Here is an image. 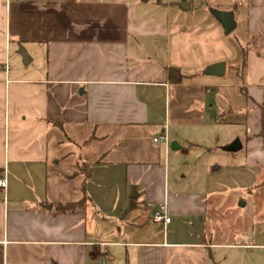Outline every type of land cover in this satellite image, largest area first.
I'll return each mask as SVG.
<instances>
[{
    "label": "crops",
    "instance_id": "1",
    "mask_svg": "<svg viewBox=\"0 0 264 264\" xmlns=\"http://www.w3.org/2000/svg\"><path fill=\"white\" fill-rule=\"evenodd\" d=\"M111 4L113 33L99 31L106 18L96 11H65L54 43L59 3L0 0V264H208L213 250L235 246L214 242L204 221L217 196L200 187L209 180L177 187L174 179L170 188L169 144L153 135L166 137L172 116L180 121L188 90L237 89L246 165L264 166V0ZM149 4L151 16L142 12ZM210 8L233 13L229 35ZM219 62L222 77L203 74ZM170 148L189 154L180 141ZM81 165L86 173L73 176ZM81 200L80 212H55ZM161 204L167 225L152 222Z\"/></svg>",
    "mask_w": 264,
    "mask_h": 264
},
{
    "label": "rangeland",
    "instance_id": "2",
    "mask_svg": "<svg viewBox=\"0 0 264 264\" xmlns=\"http://www.w3.org/2000/svg\"><path fill=\"white\" fill-rule=\"evenodd\" d=\"M53 1L60 4L58 9H63L53 13L54 43L62 40V37L58 39L54 35V31L59 26H65L61 23L65 20V11H73L79 16L84 11L97 12L106 18V23L99 25L100 32L113 33L116 28L109 20L117 16L119 10L111 4V0ZM93 3H102V6L94 7ZM146 11L150 16L155 12L151 4L142 12ZM93 50L98 51L99 48L91 47ZM184 96L188 100L180 121L172 116L166 122L170 188L174 179L178 182L177 187L192 181L197 185L201 179H208L207 186L200 184V187L207 194L217 195L211 201L204 221L215 230L214 242L235 246L213 250L208 255V264H264V166L247 167L245 162V100L237 89L219 90L207 96L194 89L185 92ZM212 110L215 111L213 118L210 117ZM194 111H199L200 115ZM161 135L157 131L153 136L159 138ZM235 139L242 142L243 148L235 153L224 152L222 148L225 144ZM173 140L184 144L189 150L188 156L171 150ZM207 165L218 168L207 174ZM247 244L250 246H244Z\"/></svg>",
    "mask_w": 264,
    "mask_h": 264
},
{
    "label": "water",
    "instance_id": "3",
    "mask_svg": "<svg viewBox=\"0 0 264 264\" xmlns=\"http://www.w3.org/2000/svg\"><path fill=\"white\" fill-rule=\"evenodd\" d=\"M210 15L218 22L221 26L223 34L229 35L235 29V21L233 18V13L218 11L214 9H208ZM18 54L21 56L23 64H26L29 60L25 51L19 47ZM225 64L223 62L212 64L205 68L203 71L204 75L213 77H222L224 74ZM210 117H214V111H210ZM241 149V143L238 139H235L232 143L222 148L224 152L235 153ZM50 207L48 206V209Z\"/></svg>",
    "mask_w": 264,
    "mask_h": 264
},
{
    "label": "built area",
    "instance_id": "4",
    "mask_svg": "<svg viewBox=\"0 0 264 264\" xmlns=\"http://www.w3.org/2000/svg\"><path fill=\"white\" fill-rule=\"evenodd\" d=\"M153 142L155 143L162 142L166 144L167 138L165 136H160L159 138L153 139ZM6 189H7V173L5 170H1L0 171V190L4 192V198H3L4 203H6ZM152 222L155 224L161 223L163 225H167L170 222L167 206L165 204L158 205V207L153 213Z\"/></svg>",
    "mask_w": 264,
    "mask_h": 264
},
{
    "label": "trees",
    "instance_id": "5",
    "mask_svg": "<svg viewBox=\"0 0 264 264\" xmlns=\"http://www.w3.org/2000/svg\"><path fill=\"white\" fill-rule=\"evenodd\" d=\"M174 71H177V69H172L171 68L169 70V72L171 74L174 73ZM258 136L263 140V143H264V110L263 109H261L260 132H259ZM82 172H83V174L86 173V169H85V166L83 167L81 165V166H79V169H78L77 173L73 174V176L81 174ZM84 204H85L84 200H81V201H79L77 203L58 204L55 207V212L56 213H61V214L80 212V211H82L84 209Z\"/></svg>",
    "mask_w": 264,
    "mask_h": 264
}]
</instances>
